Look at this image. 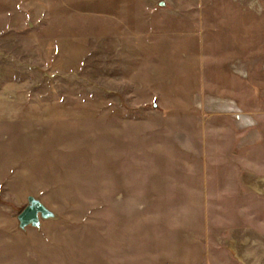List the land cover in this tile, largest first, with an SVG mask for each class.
Here are the masks:
<instances>
[{
    "label": "rangeland",
    "instance_id": "374dc122",
    "mask_svg": "<svg viewBox=\"0 0 264 264\" xmlns=\"http://www.w3.org/2000/svg\"><path fill=\"white\" fill-rule=\"evenodd\" d=\"M0 264H264V0H0Z\"/></svg>",
    "mask_w": 264,
    "mask_h": 264
},
{
    "label": "water",
    "instance_id": "95a60500",
    "mask_svg": "<svg viewBox=\"0 0 264 264\" xmlns=\"http://www.w3.org/2000/svg\"><path fill=\"white\" fill-rule=\"evenodd\" d=\"M27 201V205L17 215L20 228H25L29 225L39 227L41 219L54 216V213L35 196H28Z\"/></svg>",
    "mask_w": 264,
    "mask_h": 264
},
{
    "label": "bare ground",
    "instance_id": "6f19581e",
    "mask_svg": "<svg viewBox=\"0 0 264 264\" xmlns=\"http://www.w3.org/2000/svg\"><path fill=\"white\" fill-rule=\"evenodd\" d=\"M258 186H259V184H258Z\"/></svg>",
    "mask_w": 264,
    "mask_h": 264
}]
</instances>
